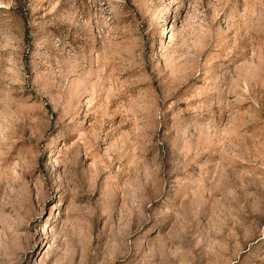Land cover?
<instances>
[{
	"label": "rangeland",
	"instance_id": "rangeland-1",
	"mask_svg": "<svg viewBox=\"0 0 264 264\" xmlns=\"http://www.w3.org/2000/svg\"><path fill=\"white\" fill-rule=\"evenodd\" d=\"M0 264H264V0H0Z\"/></svg>",
	"mask_w": 264,
	"mask_h": 264
}]
</instances>
